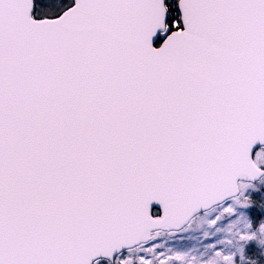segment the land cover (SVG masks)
<instances>
[{
    "label": "snow or ice",
    "instance_id": "6c2138e0",
    "mask_svg": "<svg viewBox=\"0 0 264 264\" xmlns=\"http://www.w3.org/2000/svg\"><path fill=\"white\" fill-rule=\"evenodd\" d=\"M0 264H264V0H0Z\"/></svg>",
    "mask_w": 264,
    "mask_h": 264
}]
</instances>
